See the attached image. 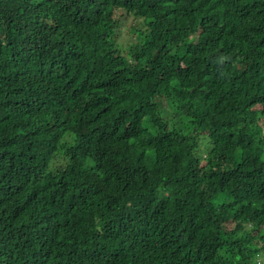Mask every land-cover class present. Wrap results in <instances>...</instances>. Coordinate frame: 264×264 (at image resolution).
Masks as SVG:
<instances>
[{
  "label": "trees",
  "instance_id": "1",
  "mask_svg": "<svg viewBox=\"0 0 264 264\" xmlns=\"http://www.w3.org/2000/svg\"><path fill=\"white\" fill-rule=\"evenodd\" d=\"M261 251L264 0H0V264Z\"/></svg>",
  "mask_w": 264,
  "mask_h": 264
},
{
  "label": "rangeland",
  "instance_id": "2",
  "mask_svg": "<svg viewBox=\"0 0 264 264\" xmlns=\"http://www.w3.org/2000/svg\"><path fill=\"white\" fill-rule=\"evenodd\" d=\"M117 28L116 40L123 54H129L130 48L140 43V41H143L145 36L148 35L146 33V25L144 24L143 18L134 15L119 20L117 22ZM133 29L136 32L133 31ZM168 112L170 115L173 113L171 107H168ZM179 156L178 154L176 158ZM257 258L261 261V264H264V251H261V254L258 255Z\"/></svg>",
  "mask_w": 264,
  "mask_h": 264
}]
</instances>
